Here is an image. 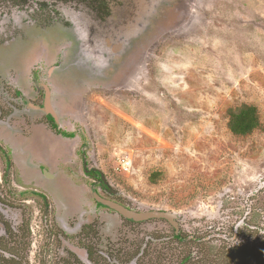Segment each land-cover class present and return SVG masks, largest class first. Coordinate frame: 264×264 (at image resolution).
Returning a JSON list of instances; mask_svg holds the SVG:
<instances>
[{
  "label": "rangeland",
  "instance_id": "374dc122",
  "mask_svg": "<svg viewBox=\"0 0 264 264\" xmlns=\"http://www.w3.org/2000/svg\"><path fill=\"white\" fill-rule=\"evenodd\" d=\"M38 2L0 0V148L14 162L8 181L0 179V201L10 206L5 222L27 244L9 242L15 257L264 264V0H112L104 21L79 2L59 1L57 10ZM63 13L72 33L59 25ZM78 25L89 35L90 59L81 54ZM32 77L39 87L27 86ZM46 89L60 128L75 139L51 135L46 110L27 109L17 95L43 106ZM243 104L258 108L263 128L237 137L228 111ZM24 108L25 120L17 114ZM28 122L24 133L34 129L32 136L18 141L30 159L26 179L9 138ZM83 151L116 201L176 214L183 240L164 220L130 223L98 207L91 189L99 179L85 176ZM5 168L0 152V178ZM36 192L47 196L49 213Z\"/></svg>",
  "mask_w": 264,
  "mask_h": 264
},
{
  "label": "flooded vegetation",
  "instance_id": "af4514ba",
  "mask_svg": "<svg viewBox=\"0 0 264 264\" xmlns=\"http://www.w3.org/2000/svg\"><path fill=\"white\" fill-rule=\"evenodd\" d=\"M58 2L59 1H48L47 3L44 4V3H42V1H39L37 3V6H39L40 8H42L44 10L47 9L48 7L49 8H52L53 7V9L57 10L56 9V3H58ZM89 10H91L93 13H95L96 14L95 16H97L99 18V20H102V21H104V19H106L107 17L110 16V15L109 16H106V17L105 16H102V15H100L98 12H96L92 8H89ZM63 14L66 16L65 22H63V23L56 22L54 25L60 23L59 25L61 26V28L63 30H66L67 32L70 31L72 33L74 31L73 20L68 19L69 17H68V14L67 13H63ZM107 38H108V36L105 39H106V41L108 43V46H110V48H112V52H114V53L115 52H117V53L119 52L120 53L122 49H119V48L122 45L119 44V48H118L119 51H117L116 49H117V45L118 44L115 41L108 40ZM124 41L125 40L122 38L121 42H119V43H122L123 46H124V43H123ZM74 43L76 45L77 44V40L74 41ZM60 66L61 65H59V64L56 66V68H55V70H56L55 72L56 73L63 71L62 68L61 69L59 68ZM30 85H32V86L34 85V86H36V88L40 86V84L36 81V78L35 77L34 78L32 77L31 82H28L27 86H30ZM27 86H26V88H27ZM26 88H24V86H22V83L19 85V89L21 91H23ZM17 95H18V98H20L25 103V106H26L27 109H30L33 112H41L42 110H46V112L48 113L46 115V118L48 120V122L46 124L48 125L50 123L51 128H48L49 129L48 132L51 135H54V136L56 135V137L57 136H62V137H65L66 139H75L76 138L74 133L65 132L64 130H62V128H60V125H59V122L57 121L56 116L53 114V112H51L50 107L48 105V103H49V93H48V90L47 89H46V94L44 95V103H43V106H37V107L31 106L29 104L28 100H27L28 99L27 96H24L23 93H21V92H17ZM14 113H16V112H14ZM17 114L18 115L19 114L22 115L23 118H24V120L26 119L24 117V114H26L25 108L22 110L21 113L18 112ZM34 124L37 125V126H35L36 128L42 129V127H40V126H42V123H34ZM19 129L21 130L22 133H17L18 132L17 131L16 133L19 134V136H17V138H15L14 140L12 138H9V143L12 144V146H14V148H17L18 154L16 152H14V154L16 153L15 154L16 156L15 155L14 156L17 158L16 160H18V162L20 163L21 171H22V174L24 175V178L28 179L29 178L28 174H26V172H24V170L27 169V168L24 167V165H27V161L30 160V159L29 158L28 159L27 158H23V155H24L23 154V148L20 147L21 144H19L18 141L19 140H22L23 141V139L25 137L32 136L34 129L32 130V132L29 131V133H28L26 131V133H24V130H28L29 129V122H28L27 125H25V128H19ZM6 136L8 138V135H6ZM49 138L51 139V136H49ZM10 139H11V141H10ZM2 149H4V148H2ZM2 149L0 148V152H2V154H3V156H4L5 160H6V168H5L4 172L2 173V176H1L0 179H1V181H8L9 176H10V173L12 171V165H13L14 162H13V160H11L10 154L8 152H5V150L3 151ZM54 151H55V153L57 152L56 149H54ZM87 155L88 154L85 151H83L81 153V161H82V164H83L84 174H85L86 177L98 178L99 179L98 184L100 185V188L99 189H96V187L93 186L92 189H91L93 199H94L95 203L97 204V206L98 207H101V208H104V209L111 210V209H109V208L101 205L100 203H98L96 201V199L94 198V191H96L102 198H104L106 200H110V201L119 203V204L127 207L126 205H124V204L116 201L113 198L117 194H116V191L115 190L111 189V187L109 185V182L107 181L106 176L100 170H98L96 168L89 169V166H88V156ZM42 160H44V159H42ZM57 160H58V158H56V156H55V161H54L55 164H56ZM103 176H104V178H103ZM9 188H10V185H9ZM36 193H37L36 195H38L43 200V202L45 203V207H44L45 210L44 211L46 213H49L51 206L49 205V200H48L47 196L45 194H43V193H38V192H36ZM12 194H13V192H12ZM72 198L74 199L75 197H72ZM72 198L69 199L71 203L74 202L72 200ZM77 199H78V197L75 198V200H77ZM5 206L10 207L9 205L4 204V202H1L0 201V251H2V253L0 254V264H24L23 261H21V260L19 261V259H21L19 256H16L15 257L14 252H12L10 250L11 248L9 247V242L11 240H14L15 242H18L21 238L18 236L17 239H16V237H15L16 236L15 235L16 232L13 230V227L12 226L10 227L8 225V223L5 222V219L6 218H9V216L7 215V210L4 209ZM127 208L130 209L129 207H127ZM111 211H113V210H111ZM124 220H126V219H124ZM126 221H128L130 223H143V222H133V221H129V220H126ZM144 222H146V221H144ZM173 228H174V233L175 234H179L180 233L179 224H178V229H176L175 227H173ZM90 229H92V225L91 224L83 225L82 228H81V233L83 234L87 230H90ZM63 235H64V232H63ZM4 237H7V239L9 241L5 240ZM18 243L23 244V246L21 247L23 250L26 249V245L27 244L25 242L22 243V240H21ZM85 250H86V254L88 256V259L91 261L90 258L93 259V254L94 253L89 248H86Z\"/></svg>",
  "mask_w": 264,
  "mask_h": 264
},
{
  "label": "trees",
  "instance_id": "16d2710c",
  "mask_svg": "<svg viewBox=\"0 0 264 264\" xmlns=\"http://www.w3.org/2000/svg\"><path fill=\"white\" fill-rule=\"evenodd\" d=\"M17 3H28L33 0H9ZM35 1V0H34ZM42 3H47L48 1H61V2H79L83 3L89 8L94 9L102 16H109L111 14V1L112 0H39ZM229 122L228 128L230 132L237 137H247L254 132L261 130L263 124L261 117L258 111V108L253 105L243 104L240 107L231 108L228 111ZM160 173L155 172L152 174L150 180L152 182L157 181ZM173 238L178 242L183 240V237L180 234H174Z\"/></svg>",
  "mask_w": 264,
  "mask_h": 264
},
{
  "label": "water",
  "instance_id": "95a60500",
  "mask_svg": "<svg viewBox=\"0 0 264 264\" xmlns=\"http://www.w3.org/2000/svg\"><path fill=\"white\" fill-rule=\"evenodd\" d=\"M79 32L80 36V47H82L81 54H85V57L90 59V55L87 53L89 49V35L86 33V31L80 27L79 25L76 26ZM93 58V57H92ZM104 178V176H103ZM94 198L98 203L101 205L115 211L117 214H119L121 217H123L126 220L133 221V222H144L149 221L152 219H159L164 220L168 223H170L173 227L178 229V216L172 212L168 211H160V210H152V211H134L131 209H128L127 207L102 198L96 191H94Z\"/></svg>",
  "mask_w": 264,
  "mask_h": 264
}]
</instances>
